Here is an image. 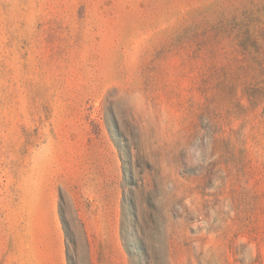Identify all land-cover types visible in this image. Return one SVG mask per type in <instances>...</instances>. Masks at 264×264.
Listing matches in <instances>:
<instances>
[{
    "label": "rangeland",
    "instance_id": "1",
    "mask_svg": "<svg viewBox=\"0 0 264 264\" xmlns=\"http://www.w3.org/2000/svg\"><path fill=\"white\" fill-rule=\"evenodd\" d=\"M0 264H264V0H0Z\"/></svg>",
    "mask_w": 264,
    "mask_h": 264
},
{
    "label": "trees",
    "instance_id": "2",
    "mask_svg": "<svg viewBox=\"0 0 264 264\" xmlns=\"http://www.w3.org/2000/svg\"><path fill=\"white\" fill-rule=\"evenodd\" d=\"M258 43V41H256V44Z\"/></svg>",
    "mask_w": 264,
    "mask_h": 264
}]
</instances>
